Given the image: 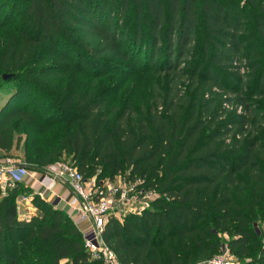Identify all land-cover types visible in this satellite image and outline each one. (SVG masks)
<instances>
[{
	"label": "trees",
	"instance_id": "1",
	"mask_svg": "<svg viewBox=\"0 0 264 264\" xmlns=\"http://www.w3.org/2000/svg\"><path fill=\"white\" fill-rule=\"evenodd\" d=\"M137 74L154 78L146 98L103 86ZM0 76L3 158L37 172L72 158L84 177L127 174L150 195L104 228L120 264H200L225 249L264 264V0H0ZM33 128L57 140L23 149ZM29 195L35 212L21 217ZM85 240L23 182L0 188V264H105Z\"/></svg>",
	"mask_w": 264,
	"mask_h": 264
},
{
	"label": "built area",
	"instance_id": "2",
	"mask_svg": "<svg viewBox=\"0 0 264 264\" xmlns=\"http://www.w3.org/2000/svg\"><path fill=\"white\" fill-rule=\"evenodd\" d=\"M241 111L239 109V113ZM17 164L10 158L0 161V188L4 195H6L7 189H13L31 174V171L28 169L17 168ZM39 175L41 177L39 182L44 184L47 189L61 184L70 190L72 198L74 199L73 207L83 220L91 224V230L85 236V245L93 256L95 258L102 257L105 264H120L116 255L103 241L102 235L104 228L113 215L119 218L123 214L141 213L149 208L150 195L147 194L146 196L147 202L141 203L142 206L136 208L127 202L124 193H122L121 199L103 197L98 192L96 194L95 190L75 166L64 162H57L51 165L46 170L40 172ZM32 201L33 196L31 195L19 198L18 210L20 214H25L29 218L32 215L31 212H35ZM257 225L255 224V226ZM226 250H224V252H227L224 253L225 255L200 264H230L231 256H229V250Z\"/></svg>",
	"mask_w": 264,
	"mask_h": 264
},
{
	"label": "rangeland",
	"instance_id": "3",
	"mask_svg": "<svg viewBox=\"0 0 264 264\" xmlns=\"http://www.w3.org/2000/svg\"><path fill=\"white\" fill-rule=\"evenodd\" d=\"M1 77L2 76H0V82L2 80ZM83 79L85 80V78L82 76L77 78L75 77L74 80L77 82L76 85L80 84L81 82H84ZM153 82H154V78L151 75L137 74L131 78L124 76L122 77L114 76L112 79L110 78L106 80L103 83V86L105 87L107 85H110V87L113 90H121V96L119 98L117 97L116 98L118 101L122 102L125 99L124 96L136 95L137 97L146 98L147 95H150ZM9 88L10 86L8 87L3 86V88L0 90V109L2 108L3 105H5V103L9 99L8 96L10 93L6 92L10 90ZM43 104L44 103L40 101L39 98H35L34 96L32 99L29 100V102H27V106L31 107L35 111H40L43 108ZM242 112L243 111H241V113ZM23 132H24L23 133L24 145L22 146L23 149L26 142L27 144L40 143L43 146H49L55 143V141L57 140V135L54 132L41 134L34 128L32 130L24 129ZM16 157H21V152L16 153L15 158ZM0 159H3V156L0 155ZM60 162L70 163L75 167L77 166L76 163L72 160V158L65 157ZM20 164L22 163L20 162ZM49 167L50 166L46 168ZM46 168L43 169L42 171L46 170ZM39 173L37 171H31V174L29 176L30 180L39 181V179L41 178ZM125 176H127V174H124L123 176L117 178L114 182H111L108 177H102L99 174H96L93 177L89 175L85 177L88 183L90 184V186L95 190L96 194L98 192V194H102L103 197H111L112 199H121L122 193H124V197H126L127 202H129L132 206H134L135 208L142 206L141 203H145L148 201L146 198L147 193L143 190L136 191L133 186L126 184ZM25 188L27 187L25 186ZM261 224H262L261 225L262 229H264V222H262ZM88 233L89 231L86 232L85 236H87ZM224 253L227 252H223L222 255H225ZM229 256H231V254ZM230 264H240V261H238L237 259L231 256Z\"/></svg>",
	"mask_w": 264,
	"mask_h": 264
},
{
	"label": "crops",
	"instance_id": "4",
	"mask_svg": "<svg viewBox=\"0 0 264 264\" xmlns=\"http://www.w3.org/2000/svg\"><path fill=\"white\" fill-rule=\"evenodd\" d=\"M7 158L0 159V161H4ZM14 160V159H13ZM15 164L20 163V161L14 160ZM23 185L27 188L31 189L35 194L42 195L49 203L53 204L56 208L64 211L68 216L73 220V222L78 226V228L85 235L86 232H90L91 224L88 221L83 220L78 212L73 207L72 194L70 190L61 184H57L56 186L47 189L45 185L39 181L30 180L29 176L23 180ZM34 212H31L33 214ZM21 217H27L25 214H21Z\"/></svg>",
	"mask_w": 264,
	"mask_h": 264
},
{
	"label": "water",
	"instance_id": "5",
	"mask_svg": "<svg viewBox=\"0 0 264 264\" xmlns=\"http://www.w3.org/2000/svg\"><path fill=\"white\" fill-rule=\"evenodd\" d=\"M11 78V75H5L4 76V80H7V79H10ZM17 168H25V169H28V170H32L30 166L26 165V164H17L16 166ZM256 227H259L258 225Z\"/></svg>",
	"mask_w": 264,
	"mask_h": 264
}]
</instances>
